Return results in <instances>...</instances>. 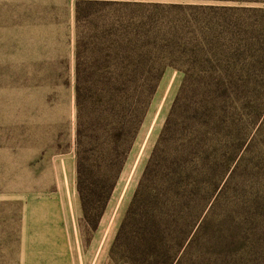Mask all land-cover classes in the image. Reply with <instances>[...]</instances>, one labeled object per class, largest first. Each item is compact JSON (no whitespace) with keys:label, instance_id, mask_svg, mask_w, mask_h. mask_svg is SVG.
Masks as SVG:
<instances>
[{"label":"trees","instance_id":"16d2710c","mask_svg":"<svg viewBox=\"0 0 264 264\" xmlns=\"http://www.w3.org/2000/svg\"><path fill=\"white\" fill-rule=\"evenodd\" d=\"M74 23L77 191L89 232L166 72L184 75L110 251L113 264H182L245 145L264 176V0H76ZM242 114L255 134L238 128Z\"/></svg>","mask_w":264,"mask_h":264},{"label":"rangeland","instance_id":"374dc122","mask_svg":"<svg viewBox=\"0 0 264 264\" xmlns=\"http://www.w3.org/2000/svg\"><path fill=\"white\" fill-rule=\"evenodd\" d=\"M75 2L0 0V264H113L112 245L183 82L182 72L168 69L99 229H84ZM237 123L255 134L244 114ZM260 171L245 145L182 264H264Z\"/></svg>","mask_w":264,"mask_h":264}]
</instances>
